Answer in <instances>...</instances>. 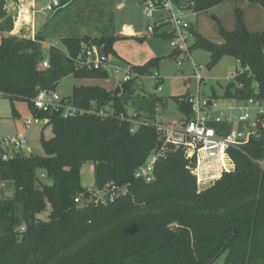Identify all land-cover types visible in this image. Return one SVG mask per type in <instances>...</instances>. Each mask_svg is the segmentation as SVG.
<instances>
[{"label": "trees", "instance_id": "obj_1", "mask_svg": "<svg viewBox=\"0 0 264 264\" xmlns=\"http://www.w3.org/2000/svg\"><path fill=\"white\" fill-rule=\"evenodd\" d=\"M75 1L63 0L55 13ZM173 1L205 13L228 0ZM247 1L264 9V0ZM4 5L0 1V18L6 15ZM110 16L108 22L114 23V14ZM168 26V21L155 26L154 35L172 38V30L164 29ZM192 33L190 51L209 52L210 66L227 56L244 69L227 89L228 96L264 99V29L250 31L237 9L232 31L220 24L222 43L209 40L193 25ZM45 39L42 33L35 40L4 36L0 41V92L12 105L27 102L33 115L48 119L53 132L52 138L42 140L45 156L18 152L0 160V181L12 190L0 197V264H213L224 253L225 264H264V170L259 165L264 162V126L259 125L260 136L243 151L230 152L234 170L201 193L183 149L173 146L155 163V179L146 182L135 173L157 149V113L170 108L169 100L130 80L121 83L119 96L99 87L73 89L69 100L75 106H110L114 116L66 118L61 111L37 112L33 100L39 91L56 89L64 77L109 79L107 70L80 68L77 59L91 46L105 47L108 55L116 37L111 24L98 37H63V48L51 46L46 54ZM180 56L174 52L170 58ZM45 59L47 69L41 66ZM157 67L152 59L132 71L146 78ZM190 99L189 94L171 98L187 117L192 115ZM129 108L142 122L134 132L131 122L120 118L128 116ZM87 161L113 165L114 181L105 189L104 203L95 202L92 193L88 201L82 197L88 189L81 182V166ZM39 170L48 173L49 184L39 180ZM47 205L51 211L46 221L39 216Z\"/></svg>", "mask_w": 264, "mask_h": 264}, {"label": "rangeland", "instance_id": "obj_2", "mask_svg": "<svg viewBox=\"0 0 264 264\" xmlns=\"http://www.w3.org/2000/svg\"><path fill=\"white\" fill-rule=\"evenodd\" d=\"M112 0H76L56 15V22H51L48 31H53L54 35L65 36H86L90 37L102 21L107 22L112 11ZM126 6L122 10L114 8L116 39L110 44L107 65L110 78L107 80H78L72 76L64 77L57 86V93L64 99L72 97L75 87H99L109 88L112 91L116 88V83H124L123 79L130 76L133 85H138L134 67L145 66L152 59H157L158 67L156 73L161 78V83H157L152 76L143 78L144 84H139L140 89L147 93L156 94L169 100V109L166 115L164 111H158L160 122H170L181 119L183 114L178 112L172 97L189 94L190 98H199L202 102L213 101L220 108L236 106L237 102L233 97L227 95V89L233 82L227 80L229 72H236L241 68L238 61L224 56L218 63L210 66V53L203 49L191 52V56L181 60L170 58L175 52L170 45V39L154 35L149 27L155 29V18L150 19L144 13L143 5L139 2L125 0ZM188 9V8H187ZM241 9L244 15L245 24L251 31H261L264 29V9L259 4H253L247 0H228L227 2L211 9L208 12L189 13L188 20L195 26L196 30L203 36L215 43H222L220 24L227 31L234 28L236 10ZM103 17V18H102ZM217 19V20H216ZM156 24L160 25L167 21L156 19ZM107 26V24H106ZM108 27V26H107ZM132 27L137 34H121L124 28ZM164 29L171 31L172 26ZM154 31V30H153ZM1 41V39H0ZM58 48L62 49L59 40H56ZM42 46L48 47L46 45ZM46 54V50H44ZM195 66L202 67L201 76L203 81L199 83L195 78ZM161 86L162 91H157ZM231 91L233 89L231 88ZM240 113L239 110L236 111ZM162 114V115H160ZM133 109H128V116L132 117ZM33 118V111L25 101H16L12 105L10 100L0 97V137L3 136H25L30 147L29 151L23 153L30 155L45 156L42 140L53 137L52 127L46 121L40 125H34L27 130L24 123ZM165 144L164 138L159 136L156 153L159 154ZM39 180L43 184H49L50 178L45 170L37 172ZM114 169L108 162L94 163L84 162L81 166V182L90 193L102 195L103 190L113 184ZM12 190L7 184L0 181V197L10 196ZM51 206L47 205L43 213L39 216L42 220H48ZM227 254H222L213 264H225Z\"/></svg>", "mask_w": 264, "mask_h": 264}, {"label": "built area", "instance_id": "obj_3", "mask_svg": "<svg viewBox=\"0 0 264 264\" xmlns=\"http://www.w3.org/2000/svg\"><path fill=\"white\" fill-rule=\"evenodd\" d=\"M63 0H48L41 9L44 14L55 13L62 6ZM144 13L150 19H161L170 22L172 26L173 37L170 38V45L175 52H180L178 60L191 56V47L195 43L192 33V24L188 20L189 13L192 10L179 7L173 0H147L143 3ZM189 12V13H187ZM107 55L102 53L97 46L86 48L77 59L80 68L88 70L104 69L108 71ZM43 69L49 68V62L45 59L41 64ZM195 78L201 83L202 67L195 66ZM244 72L241 67L236 72H229L227 80L235 82L236 77ZM136 75V74H135ZM152 78L161 83L158 73ZM140 84L143 78H139ZM132 80L126 76L123 81ZM120 83V82H119ZM241 87V86H239ZM161 86L157 91L161 92ZM0 97L4 94L0 92ZM236 106L220 108L213 101H201L198 97L191 98L192 115L183 117L170 122H159L157 126L158 136L164 138L165 144L160 153L156 151L149 157L148 161L141 166L135 173L136 178L144 179L146 182H152L155 179L154 165L164 156L166 147L173 146L182 148L185 158L189 161V170L194 177L197 186V192L201 193L215 184L224 174L234 170L235 164L231 157L232 150L243 151V148L249 144L253 137H259V125L264 126V99L249 98L247 100H236ZM34 108L37 112L61 111L63 116L75 117L80 115H96L100 117L114 116V108L106 106L103 108L84 109L75 106L70 100L62 98L55 89L39 91L33 100ZM239 110L240 113L236 111ZM121 120L130 121L131 131L134 132L142 122L129 116H120ZM48 119L33 115V118L24 123V127L29 130L34 125H40ZM28 140L25 136H3L0 137V150L5 151L7 159L13 158L15 153L28 150ZM2 159L0 155V160ZM264 170V162H259ZM107 192L103 190L102 195L92 194L95 202H105ZM114 194L110 197L113 200ZM91 198V193H90ZM77 203L82 199H76Z\"/></svg>", "mask_w": 264, "mask_h": 264}, {"label": "crops", "instance_id": "obj_4", "mask_svg": "<svg viewBox=\"0 0 264 264\" xmlns=\"http://www.w3.org/2000/svg\"><path fill=\"white\" fill-rule=\"evenodd\" d=\"M2 1V0H0ZM139 2V5L142 6V2L143 0H131L129 2H131L130 4H132V2ZM5 5L3 8V11L5 12V17L4 18H0V39L1 37L4 36H15L18 37L20 39H29V40H35L36 37L40 34H44L46 39L44 42H42L43 45H46L48 47H43L44 50H48L49 47L51 46H55L58 47V45H56V40H59L61 43V38L63 37H70V36H65L62 34H59L58 36L54 35L53 31H48V28L51 24V22H56V15L58 13H47L44 14L41 12V9L44 5H46V3L48 2V0H4ZM112 11L110 12V15H112V13L114 14V23H109L108 20L110 19V15L108 16L107 22H104L101 20L100 26L95 30L94 35L92 34V36H90V38H94V37H98L102 34L104 28H107L111 26V24H113L114 26V33L116 32V24H115V11L114 8L118 9V10H122L124 9L126 6V1L125 0H112ZM64 9V8H63ZM60 13V12H59ZM103 18V17H102ZM6 19H10L11 21L5 25L4 21ZM156 21V19H155ZM155 26H157L156 22ZM107 24V26H106ZM194 26V25H193ZM235 27V24H234ZM10 28L12 30H10ZM195 28V26H194ZM154 30V28H152ZM196 29V28H195ZM234 29V28H233ZM233 29H231L230 31H232ZM111 30V28H110ZM113 31V30H111ZM198 31V30H197ZM229 31V30H228ZM251 31V30H250ZM262 31V30H261ZM154 32V31H153ZM254 32V31H252ZM259 32V31H256ZM121 34H137L134 29L132 27H126L124 28V30L122 32H120ZM75 35H72L71 37H73ZM78 37H82V36H78ZM86 37V36H84ZM89 38V37H86ZM141 84L145 83V80H141L140 82ZM120 84V83H116ZM59 85V84H58ZM114 85V86H116ZM112 86L109 88H104L107 91H112ZM57 91V88H56ZM162 114H164V116L166 115V112L164 111ZM160 114V115H162ZM157 120L160 121V116H158L157 114ZM174 120V119H173ZM30 150V147L28 146V150ZM25 152V151H24Z\"/></svg>", "mask_w": 264, "mask_h": 264}, {"label": "water", "instance_id": "obj_5", "mask_svg": "<svg viewBox=\"0 0 264 264\" xmlns=\"http://www.w3.org/2000/svg\"><path fill=\"white\" fill-rule=\"evenodd\" d=\"M146 1L147 0H143L142 5ZM149 29H150L151 33H153V29L151 27H149ZM101 52L104 53V54L106 53L105 52V47H102L101 48ZM120 94H121V86H120V84H117L116 85V88L114 89V95L119 96ZM261 144L264 145V139H262ZM0 155H1V157H2L3 160H7L5 151L3 149L0 150ZM82 197H83V199L85 201H88L90 199V191L85 192ZM30 217H31V215H30Z\"/></svg>", "mask_w": 264, "mask_h": 264}]
</instances>
